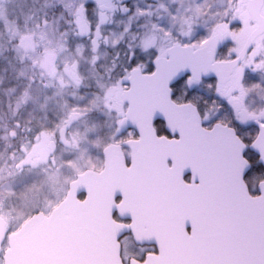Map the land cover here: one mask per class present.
Instances as JSON below:
<instances>
[{
  "label": "snow or ice",
  "instance_id": "6c2138e0",
  "mask_svg": "<svg viewBox=\"0 0 264 264\" xmlns=\"http://www.w3.org/2000/svg\"><path fill=\"white\" fill-rule=\"evenodd\" d=\"M96 3L111 6L105 0ZM86 11L82 5L78 14L84 35L90 31L83 23ZM137 14L150 13L137 9ZM107 19L102 12L93 45L98 46ZM236 19H226L191 43L164 31L160 39L168 46H157V36L146 35L142 50L156 49L147 63L137 60L129 45L128 65L119 77L123 87L110 106L116 113L115 131L103 150L106 163L99 175L109 187L107 216L117 236L130 232L138 242L154 241L155 246L142 247L140 254L125 250L119 264H264V179L253 183L247 157L250 149L259 153L256 175H264V110L250 112L241 103L244 73L249 68L264 72V57L258 48L248 51L247 20L242 13L239 23ZM185 23L183 35L190 37L192 22ZM228 39L233 46L217 60L218 46ZM209 73L215 75L208 87L231 106L237 123L257 124L250 144L230 124L210 115L222 104L214 100L212 108H204L195 99L194 85ZM237 88L240 96L232 94ZM92 199L89 186L76 202L88 205ZM11 251L0 242V264H12Z\"/></svg>",
  "mask_w": 264,
  "mask_h": 264
},
{
  "label": "flooded vegetation",
  "instance_id": "af4514ba",
  "mask_svg": "<svg viewBox=\"0 0 264 264\" xmlns=\"http://www.w3.org/2000/svg\"><path fill=\"white\" fill-rule=\"evenodd\" d=\"M105 2L111 6L101 8L96 0H0V72L12 84L16 100L41 101L43 105L32 109L18 106L17 114L8 121L19 133L29 134L26 140L32 147L38 144L42 147L40 156L35 151L34 157L30 155L16 168L30 169L34 191L60 198L51 207L42 201L41 209L35 213L49 215L66 198L71 183L82 176L85 177L77 198L91 186L102 210L109 208V187L99 174L106 163L103 150L115 131L116 113L110 111V106L117 102L123 87L119 77L128 65L129 45L136 59L147 63L156 49L142 50L141 40L146 35L157 36V46H168L160 39L164 31H170L176 41L191 43L208 36L217 24L233 16L239 23L242 13L247 20L244 40L250 46L248 51L258 48L260 57H264V0ZM82 5L87 9L83 18V23L90 28L87 35L81 34L78 23ZM125 6L130 9L127 13L123 11ZM137 9L150 14L139 15ZM102 12L108 19L100 27L102 35L97 46L92 44V39ZM185 21L192 22L190 37L183 35L188 30ZM128 27L130 31L125 32ZM114 41L119 42L114 44ZM232 46L231 39L221 42L216 59H224L225 52ZM209 78L204 77L203 82L194 85L195 99L204 108H212L214 100L217 105L222 104L218 111L213 108L210 115L214 120L219 118L230 124L236 134L250 144L259 131L257 124L253 120L237 123L231 106L215 95L214 88L208 87ZM241 83L246 90L241 101L243 107L250 112L264 110V72L249 68ZM254 84L261 87L253 89ZM232 94L240 96V89ZM247 157L252 164L253 183L264 179V175H256L260 157L251 150ZM8 229L11 232L18 228ZM119 242L121 256L125 250L140 254L142 247L155 246L154 241L138 242L130 232L124 233Z\"/></svg>",
  "mask_w": 264,
  "mask_h": 264
},
{
  "label": "water",
  "instance_id": "95a60500",
  "mask_svg": "<svg viewBox=\"0 0 264 264\" xmlns=\"http://www.w3.org/2000/svg\"><path fill=\"white\" fill-rule=\"evenodd\" d=\"M84 177L71 183L66 198L49 215L37 213L15 232L7 233V222L0 216V242L11 246L12 264H119L117 240L124 233L117 236L94 193L88 205L76 202Z\"/></svg>",
  "mask_w": 264,
  "mask_h": 264
},
{
  "label": "rangeland",
  "instance_id": "374dc122",
  "mask_svg": "<svg viewBox=\"0 0 264 264\" xmlns=\"http://www.w3.org/2000/svg\"><path fill=\"white\" fill-rule=\"evenodd\" d=\"M5 71L10 72L9 70ZM2 77L4 78L0 72V132H4L2 136L4 140L11 137L14 138V142L6 145V149L0 157L1 177L7 181L0 187V213L11 224L10 228L13 230L19 228L33 213L40 210L42 201L51 207L60 198L57 195L46 196L43 194L44 191H42L43 193L34 191V185L30 179V169L23 166H20V169L16 168L30 155L31 158L34 157L35 151L40 156L42 147L39 144L32 147L31 143L26 140L29 134L27 132L19 133L18 129H14L8 124V121H11L17 114L18 106L32 109L34 107L42 108L43 105L41 101L26 103V100H16V97L13 96L15 91L11 90L12 84ZM31 162L30 166L32 167ZM7 166L10 170L6 168ZM1 177L0 181H2ZM42 210H44L43 206Z\"/></svg>",
  "mask_w": 264,
  "mask_h": 264
},
{
  "label": "trees",
  "instance_id": "16d2710c",
  "mask_svg": "<svg viewBox=\"0 0 264 264\" xmlns=\"http://www.w3.org/2000/svg\"><path fill=\"white\" fill-rule=\"evenodd\" d=\"M1 134H0V157L2 156V154H3V151H4V149H6V145L7 144H10V143H13L14 142V138H11V137H9V138H7V140H4L3 139V134H4V132H0ZM4 144H5V146H4ZM2 165H4V163H2ZM8 170H10L9 169V166H7L6 167ZM1 173H2V169H0V177H1ZM2 178V181H0V187L4 184V183H6L7 181L5 180V178H3V177H1ZM1 214V213H0ZM2 215V214H1Z\"/></svg>",
  "mask_w": 264,
  "mask_h": 264
}]
</instances>
